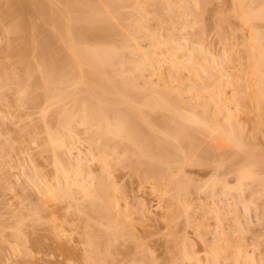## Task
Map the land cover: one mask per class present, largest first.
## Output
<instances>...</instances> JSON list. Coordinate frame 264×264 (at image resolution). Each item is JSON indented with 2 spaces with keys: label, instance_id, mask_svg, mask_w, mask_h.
<instances>
[{
  "label": "rangeland",
  "instance_id": "374dc122",
  "mask_svg": "<svg viewBox=\"0 0 264 264\" xmlns=\"http://www.w3.org/2000/svg\"><path fill=\"white\" fill-rule=\"evenodd\" d=\"M9 1L13 2V4L10 3L12 8L11 5L9 6ZM36 1L33 0V2ZM196 1L199 0H119L116 2L118 5L115 3V6L118 7L113 8L115 12L117 11L118 18L113 19L109 29L92 30L91 38L85 44L83 43V46L89 43L88 48L92 49L96 45L108 44L106 41L117 43L118 40L116 39H120L118 41L121 47L119 49L120 57L114 59L110 68L107 67V69L112 74L111 71L121 67L119 64L122 65L123 63L124 66L122 67L125 72L133 70V73H130L133 75L130 77L129 74V78H134V83L138 86L135 88H138V92L147 93L150 90H162V86H166L167 82V85L175 84L186 87L188 83L193 85V81L197 87L199 84L200 86L212 85L208 90L216 91L213 82L209 81L211 77L209 76L208 79L205 77V74L207 76L211 74L210 71L208 73L201 70L200 73L204 74H202L203 76L199 75L206 79L203 80L204 78H202L201 81H197L189 78L190 76L185 70L175 73V67L173 68L171 65L175 64L176 66L183 60L189 61L190 58L193 60L192 57L196 59L199 56L198 52L204 48L206 49V51L204 50L205 53L213 54L214 61L211 55L207 54L209 57L206 56L207 60L210 58V65L224 67V71L221 72L223 77L218 74L220 82L239 81L244 74L246 65L243 39L248 37L251 29L249 26L243 25L235 15L236 0H200L198 3ZM242 1V4L253 12L257 11L262 4L261 0ZM33 2L31 0L25 2L23 0H0V16L5 14L0 17V19L3 18L0 21L2 22L0 24V75H2L0 80L3 79L2 85H4L3 88H0V264H213V247L217 245V242L222 247L224 246V239L219 235L217 226H221L226 231L232 250L229 249L231 251H227L226 254L222 252L215 264H233V249L238 245H241L247 254L255 256L259 260L257 264H264V193L261 188V192L259 191L257 184L250 185L249 183H253L251 181L247 186L241 187L239 184L241 191L236 185L238 183H235L238 170L244 167L243 165H246L251 157H247L250 155L247 153L250 151L248 146L246 147L248 149L245 148L248 151L243 150L244 152H236L230 147L208 148L206 135L194 134L193 132L196 137L195 141L200 140V143L198 142V145L196 141L194 145L197 144L199 147L193 145L196 151L190 149L188 150L190 151L189 154H192L188 155L193 157L192 155L195 153L196 158H190V160L195 162L198 160L202 164H195L191 160L190 164L184 165V169L181 168L183 172L181 169L179 173L177 172L176 178H179L177 176L181 173L182 179L189 181V184L184 182V185H187L186 190L189 189V192L187 191L189 194L187 193L185 203L173 204L170 210L166 207L167 203H170L168 200L170 192H168L167 187L164 188L166 186L164 183L170 179L169 175L171 174L166 173L164 169H157L162 178L159 179V184H153L152 177H149L150 173L147 169V171L145 170V163H139L140 168L135 167L137 163L131 168L130 166L133 164L129 162L130 160H128L129 164L122 159L121 162L120 160L118 162V157L119 159L122 158L117 155L118 153L115 154L117 145L114 139L117 143L118 138H112L114 143L108 140L110 142L107 143L109 148L115 145L113 152L115 155L112 153L111 156L108 154L109 157H106L112 165V168L109 166L111 179L109 176L107 177L108 180L104 178L106 171H101L99 166L101 153L99 152V156L97 152L99 148L96 149L97 151L94 150L99 142L97 139L94 141V138L89 136L91 134L87 133L89 132L87 130H92V126L87 129L80 123L75 126L78 123L75 122L74 131L76 130V133L74 132L72 138L68 139L71 146V152L68 155L71 158L70 162H73L74 166L76 164L77 167L79 165L77 163L83 161L80 165L82 172L77 176L80 179L73 177L76 176L74 173L70 174L71 169L66 171V176H63L62 173L56 174V169L59 168L60 164H57V158L53 155V153H57L48 145L45 133L48 131V126L49 130L53 129L50 127L55 126L51 130L54 132L55 128L58 129L59 118L56 112L58 107L70 106L71 104L68 100V102L61 101L62 105L55 100L53 102L56 103H49L54 98L48 101L49 98L45 96L46 91L43 88H45L46 82H51L52 79L54 84L56 81L54 78L57 80L64 78V74L60 71L66 69L67 65L63 63L66 65L64 67L63 64L60 65L58 61H54L53 57L50 59L43 53L50 55L57 53L64 56L68 51L64 43L61 42L54 49L46 46L47 34L54 32L51 25L48 27L50 31L46 27L47 30L41 35L42 38L40 35L35 38V33L32 34L29 31L28 28L34 31L35 25L37 29H40L38 26H49L41 23L43 22L42 19H38L37 10L36 13L34 11L36 8H31L38 3ZM57 2L58 0L55 3ZM5 4L7 6L4 7ZM173 5L178 9H174ZM3 7H8L9 10ZM262 7L264 8V5ZM84 8L81 10L84 11ZM72 17L71 20L68 19L69 22L67 20V23L73 27H79L81 22L74 17L72 19ZM11 21H14V25L19 23L24 28L26 25L25 33L28 31L33 37L27 36V34L29 35L28 32L26 37L25 33H18V31L13 33L15 30L9 31L8 29H14L11 28L13 26ZM32 23L33 25H31ZM253 23L254 27L263 35L262 42L264 43V20L255 18ZM43 29L45 28L43 27ZM21 35L22 37H20ZM23 37L26 43L23 41ZM41 43L42 45L37 47V44ZM27 59L29 60L27 61ZM52 59L54 64H51ZM45 60H47L46 63L48 60L51 61L47 64L54 65V67L49 68H54V72L61 68L59 71L61 74L55 72L56 75L53 77L51 74L45 75L46 70H49L47 68L49 65L46 66L45 64L46 67L44 66ZM24 62H27V65ZM36 64H39L37 68L40 69L44 66L46 69L41 68L40 73L37 71L39 69L36 68ZM62 68L64 69L62 70ZM26 70L27 72H25ZM2 72L7 73L6 75L11 74L12 77V73L17 74L14 76L16 79L18 77L19 80L17 79V81L15 77L11 78L10 75L7 78L11 81H8L9 79L4 80L5 76ZM57 74L59 77H55L58 76ZM127 74V72H123V76H127ZM76 76L78 75L73 76L74 80L71 78L72 75L70 78L65 77L71 84L75 81ZM116 76L119 75H111L112 79L118 80L120 76ZM44 78H46L45 84L42 81ZM38 79L41 81L40 84H38ZM12 80L14 83L17 81L16 83H19L20 86L18 84L17 86H9V82L13 83ZM77 80H79L78 77ZM211 80L213 79L211 78ZM7 81L9 84L6 83ZM68 81L65 82L68 83ZM59 82L61 83L62 80ZM76 82H74L75 85L62 82L61 84H66V88L64 85L61 87L64 86V92L67 90L66 93H68V91H73L82 87V84L84 85L82 82ZM7 84L9 87H5ZM47 84L49 85V83ZM67 85H70V88L76 85L78 87L69 89ZM223 93L221 97L227 98L226 105L231 112H234V102L230 101L231 97L234 96L233 83L224 86ZM41 94L44 96L42 97ZM36 96H39L40 99L37 100ZM186 96H190L189 101L191 103L202 101L205 104L207 101L206 115L208 114V117L211 115L215 101L206 95L200 98L192 94ZM65 102L68 104L66 105ZM195 111L199 112L200 106H196ZM159 113L161 111L154 110V114ZM237 114V119L244 128L241 139L243 138L242 140H246V142H242L244 145L245 143L249 145L247 133H249L250 124L244 113L237 111ZM91 143L94 146L91 147ZM118 144L119 150L122 149V144L119 142ZM212 148L213 152L211 151ZM210 151L215 154L210 156ZM261 151L264 154V145L261 147ZM117 152H119L118 149ZM207 152H209V156ZM187 153L186 156H188ZM126 156L129 157V155ZM252 156L254 155L252 154ZM61 157L63 156L61 155ZM63 163H61V167L66 166ZM74 166L73 168H75ZM176 169L178 168H173L171 171H176ZM160 172L164 173L161 174ZM143 174H146L148 178L146 175L145 178ZM166 174H168L167 177ZM100 177L104 179L101 180ZM175 177L173 175V178ZM73 178L81 180V183L85 184L87 188L90 187L88 190L91 191H86L89 194L86 195L85 192L81 195L80 192L82 191L76 188L77 181ZM94 178H98L96 179L97 182ZM74 181L76 182L75 185L73 184ZM99 181L110 184H108L106 191H109L113 199V205L105 206V203L102 204V208L103 206L107 207L105 211L107 215L103 214L104 216L102 215L104 211L100 213L89 204L90 201L94 202L91 200L96 194L93 189H99L96 186ZM180 184L183 185V182ZM76 189L77 192H80L77 193ZM98 189L97 192H99ZM47 190L51 192L50 195ZM95 201L97 209L101 202ZM141 203L146 204L149 213L143 212ZM181 203H183L182 209L179 207ZM170 205L168 206L170 207ZM245 209L246 215L244 216ZM234 210L243 227L242 231L235 229ZM177 213L183 214L177 216ZM198 223L199 225H197ZM92 239L94 242L91 241ZM183 248L188 255L191 254L190 258L183 259ZM88 255L93 257L89 258ZM239 264L249 263L239 258Z\"/></svg>",
  "mask_w": 264,
  "mask_h": 264
},
{
  "label": "bare ground",
  "instance_id": "6f19581e",
  "mask_svg": "<svg viewBox=\"0 0 264 264\" xmlns=\"http://www.w3.org/2000/svg\"><path fill=\"white\" fill-rule=\"evenodd\" d=\"M23 1L25 2L26 0H23ZM31 1L33 2V0H31ZM52 1L51 0H37L36 2L38 4L36 2H33L37 5L31 7L34 9L36 8L34 11L36 13V10H37L36 14H38L37 15L38 19H42V21H43L41 23H44L46 25L48 24L49 26H45L43 24L44 25L43 27L45 29H43V27H40V26H38L40 29H37V27L35 25L36 28L35 27L33 28L34 31L30 30V28H28V29H29V31H31L32 34L35 33V35H34L35 38H38L39 35L42 38L41 35L51 25V28L54 29L53 30L54 32L47 34L46 46L54 49L57 47V44L61 42V43H64L68 52L64 56L58 55L57 53H53L51 55L49 53H43V54L48 56L50 59L53 57L54 61L55 60H56V62L58 61L60 65L63 63H65L67 65L66 69L62 68V70L64 69L63 71H60L61 68L59 69V71L64 74V78L61 79L63 83H67L65 81H68L67 77L70 78L71 75H72V77H71L72 80H74L73 76L78 75L75 78V81H77L76 83H80V82L84 83V85L81 83L82 87L79 88L76 85L74 87H76V88L78 87L77 89H75L73 91L71 90L70 92L68 91V93H66L67 90H66V92H64V86L66 84L65 85L61 84L62 82L61 83L59 82V81H61L60 78H58V80H57V78H54L56 81H58L57 83H59L60 85L59 84L57 85L56 81H54V84H53V82H52L53 79L51 80V82H46V78H44V80L41 79L42 81H44V84L46 82L45 86L43 85L45 87L43 89L46 91V94L44 92H42V93L45 94V96L47 98H49V99H47L48 101H51V98H54V99H52V102H49V103H51V104L56 103V102H53L54 100L57 101V103H59V102L61 103V101L64 102V100L65 101L68 100L71 104V105L69 104L70 106H64L61 103L60 105H62V106L58 107V110L56 111L58 113V118H59V122L57 123V124H59L58 129L55 128L56 130L54 132L51 130H53L55 126L50 127V128H53L51 130H49V126H48V131H47L48 135H47V132L45 131L46 132L45 134L47 136L48 145L51 147V149L55 153H57V154L53 153V155L57 158V164L61 165V163H63V162L66 164V166H65L63 163V165L65 167H63V166L61 167L59 165V168L56 169V171H57L56 174L62 173L63 176H66L65 173H67L68 172L67 170H70V169H71L70 170L71 172L69 171L70 174L74 173L76 175L73 177H77V176H79V174H81L82 171H81L80 165L82 164L83 161L78 162L77 164H79V165H77V167H76V164L74 166L73 162L72 163L70 162L71 158L68 157V155L71 152L70 151L71 146L69 145L70 143H68V139L70 140V138H72L73 133L76 131V130L74 131V127L77 124L79 125V123H80V125L86 126L87 129H89L88 128L89 126L90 127L92 126V130L91 131L87 130V131H89L87 133L91 134L89 136L93 137L94 141L98 140L97 142H99V144H97L98 146L95 144L97 147L95 146V149L94 148H92V149L96 150L99 148L98 151L97 150L96 151L98 153L99 152L101 153V156H100V153L99 154L97 153V154L100 156L99 157V166L101 168V171H106V173L104 172V174H106V176H104V178L107 179V177L108 176L110 177V175H111V172L109 170L110 169L109 166H111V168H112V165H110L111 162H109V159L107 160L106 157L108 156V154H109V156H111L110 154H112L114 152V147H115V145L114 146L112 145L111 146L112 148H109V144H107V143H110V142L114 143L112 140L114 138H118L117 143H116V139H114L115 144L117 145L115 147V150H116L115 154L118 153L117 155L122 157L120 159L118 157V159H117L118 162H119V160L121 162V159H122L123 161H126L128 163V160H130L129 162H131V164H133L130 166L131 168H133L132 166H134V164H136V163H137V165L135 167L138 166L137 168H140L138 165L139 163H145L146 168L145 167L144 168H145V170L146 169L148 170L150 175L148 172H146V174L148 173L149 177L150 178L152 177L151 179H153V184L154 183L159 184V182H160L159 179L162 178L161 177L162 175L159 174L157 169H159V168L164 169L166 171V173L171 174V175H169L170 179H167V181L165 183L163 182L164 185H166V186H164V188L167 187V189H169V191L167 189L166 190L168 192H170V195H168L169 196L168 200H170V203L168 201L167 202L171 205L169 207L168 206L169 204L167 203V206H166V207H168V210H170V208L173 206V204H175V205L180 204V202L185 203L186 196L189 194L188 193L189 189L186 190V187H187L186 184H189L188 183L189 181H187L184 178L182 179V177L180 176L181 173L179 174V176H177L181 179L176 178L175 176L179 173L181 168L184 169V167H185L184 165L190 164L191 160L193 158H196L195 153H194L196 151L195 150L196 148L194 149L193 145L196 143L197 140L195 141L196 137L193 135V132H194V134L202 133L203 135H206L205 136L206 140H207L206 146H208V148L209 147L210 148L211 147H214V148L215 147H217V148L218 147L219 148L220 147L221 148L222 147H230V148H233L236 152H242L243 150L248 149V148H246L248 146L249 150L252 152V154L254 156H252L250 151L246 150V151H248L247 153L250 154V155H247V157H249V156H251V157L249 158V161L247 162V164L246 165L244 164L243 165L244 167H242L240 170H238L237 177L235 176V179L237 180V181L235 180V183H238L236 185H237V187H239V191H241V187L243 185L247 186L248 183L251 181L253 183L252 184L249 183L250 185L257 184L259 189L261 188L262 192L264 193V154L261 151V147L264 145V45H263L264 43L262 42L263 41V35L254 27V23H253V19H255V18L264 20V8L262 7L264 5L263 4L264 0H261L263 5L260 2L261 6L257 9V11H254V12L251 10H248L242 4L243 3L242 0H236L237 2L235 5H237V8L235 11V15L240 19V21L242 22L243 25L249 26L251 29L248 37L243 39V45H244L245 54H246V65H245V70L243 72L244 74L242 75V78L239 81L233 80V82H231V81L220 82L219 81V75L222 76L221 72L224 71V69H223L224 67H221V66L217 67L216 65H215L216 66L215 67L214 64L210 65V63H211L209 61L210 58L207 60L206 56L211 55V57L213 58V61H214V57L212 56L213 54L205 53L204 50L206 51V49L200 47L202 49L200 52H198L199 56L196 59H194L192 57L193 60H190L191 58L189 59V61L183 60V62H181L180 64H178L176 66H175V64H172L171 67H173V68L175 67V70H174L175 73L180 71V70H182V71L185 70L187 72V74L190 76L189 78H192V79L197 80V81H201L202 78H204L203 80H205L206 79L205 77H207V79H208V77L210 76L213 80H211V78L209 77L210 78L209 81L213 82L214 88H216V91L208 90V88L211 87L212 85L200 86V84L197 83V84H199V86L197 87V85L195 86L194 81H193V85H192V83H191V85L188 83V85L192 86V87H189L188 85L186 87L185 86L181 87V85H175V84L174 85L173 84L167 85L168 84V82H167L166 86H162L163 87L162 90L159 89V91L158 90L151 91L149 89L150 92H147V93L138 92L137 91L138 88L137 89L135 88L138 86H136V84L134 83V81H135L134 78H132L133 80L131 78H129V74L133 73L132 72L133 70L129 69L131 72L126 71L128 73L127 76H123V72L126 73L122 67V66H124L123 63H122V65L119 64V66H121L122 69H121V67H119V68L116 67L117 68L116 70L111 71L112 74H110V71L107 69V67L110 68L111 62H113L114 59H117L120 57L119 49L121 47L119 45L120 43L118 42V41H120V39H116V40H118L117 43L116 42L111 43V41H109V42L106 41V43H108L106 45L104 43H103L104 45H102L101 43H100L101 45H96V46L93 45L95 47L92 49L88 48L89 43L86 44V46H83V43L85 44V42H87L91 38L92 30H99L100 31V30L109 29L110 25H112L113 19L118 18L119 15H117V11L115 12L113 10V8L118 7V6H115V3L119 0H117V1L116 0H58L57 3H55L56 0L53 3H52ZM199 1H196V2L198 3ZM18 2H21V1H18ZM6 3H7V1H6ZM10 3H11V1H9V6L11 4H13V2L11 4ZM2 5H1V7H2ZM5 6H7V4H5L4 7ZM12 7L13 6L11 5V8ZM83 7H85L84 11L81 10V8H83ZM6 8H8V7H6ZM6 8H4V9H6ZM165 9H168V8H165ZM174 9L177 10L178 8L175 7ZM8 10H9V8H8ZM166 11H168V10H166ZM3 12H1V13H3ZM32 12H33V10H32ZM73 12H75L76 14H74ZM7 13H9V12H7ZM171 13L172 12L170 11V14ZM173 13H174V10H173ZM12 14H13V12H12ZM3 15H5V14L3 13ZM72 15H74L73 17L75 19H77L78 21L81 22V25L79 27H73L67 23L68 19L71 20ZM2 16H0V17H2ZM8 17H10V16L8 15ZM8 17H6V18H8ZM73 17H72V19H74ZM1 19H3V18H1ZM1 19H0V21H1ZM36 20H37V18H36ZM2 21H4V20H2ZM68 22H69V20H68ZM1 23L2 22H0V24ZM11 25L14 26V27L11 26V28H14V29L13 30L8 29V30L12 31V32L15 30V32H13V33H17L16 31H18V33L19 32L25 33V29L27 28L26 25H25V28L21 27L19 23L18 24L16 23L14 25V21H11ZM31 25H33V23ZM31 25H29V26H31ZM46 27H47V29H46ZM31 28H32V26H31ZM27 32L28 31H26V33ZM26 33L24 34L25 36H26ZM30 35H31L30 33H29V35L27 34V36H30ZM20 37H22V35ZM31 37H33V36L31 35ZM28 38H30V37H28ZM28 38H27V41H28ZM23 39H24V37H23ZM23 41L26 43L25 39ZM24 42H22V43L24 44ZM35 42H37V41H35ZM42 43L37 44V47H38V45H42ZM24 45H26V44H24ZM20 46H22V45H20ZM40 55H42V54H40ZM27 56H28V54H27ZM27 56H26V58L29 57V56L28 57ZM194 56L196 57L195 54H194ZM30 57H32V55ZM48 57H47V59H48ZM53 59H52V61H53ZM28 60L29 59H27V61ZM46 61L47 60H45L44 66H45V64H46V66L49 65L47 67L48 69L51 67H54V65L50 66V64H47L51 61L48 60L47 63H46ZM54 61L51 64H54ZM30 62H31V58H30ZM30 62H28V63H30ZM56 62H55V64H56ZM24 63L27 65V62H24ZM40 63H41V61H40ZM66 65L63 64L64 67ZM145 65H147V64H145ZM37 66H39V64H36V68H37ZM40 66H42V65H40ZM44 66L40 67V69L46 67V66L45 67ZM36 68H34V69H36ZM25 69H26V67H25ZM37 69H39V67ZM40 69L37 71L40 72ZM201 70H202V72H208V73L211 72V74L210 75L208 74V76L205 74V77L201 78V76L199 75V74H201L200 73ZM59 71H55V72L60 73ZM25 72H27V70ZM46 72L47 73L45 75H47V76L50 74L52 75L51 77L56 75V73L54 72V68L46 70ZM29 73H30V71L28 72V74ZM43 73H45V72H43ZM3 74L5 76L4 80L9 79V78H7L8 75H10L11 78H14L17 75V74L15 75L14 73H12L13 74V77H12L11 74H8V75H6L7 73H3ZM28 74H27V76H29ZM113 74H116V75L118 74L120 77L119 76H116V77H119V79L118 80L112 79L111 75H113ZM202 74H204V73H202ZM132 75L133 74H130V77H132ZM0 76H2V75H0ZM39 76H41V75H39ZM65 76H67V77H65ZM55 77H59V75L55 76ZM60 77H62V76H60ZM77 77L79 80H77ZM5 78H7V79H5ZM21 78H22V76H21ZM40 78H42V76ZM65 78H66V80L63 81V79H65ZM15 79H16V77H15ZM17 79H18V77H17ZM2 81H3V79H2ZM2 81L0 82V88H3V86H4V85H2ZM8 81H11V79H9ZM8 81L6 83H8ZM49 81H50V78H49ZM74 82H72L71 84H74ZM9 83H8L9 86L10 85H16L17 86V84L19 85V83L15 84L14 81H13V83H11V82H9ZM40 83H41V81L39 80L38 84H40ZM47 83H49V85ZM68 83H69V81H68ZM229 83H233V85H234V96H232L230 99V101L234 102V105H235L234 112H231L230 108L226 105V102L228 101L227 98L221 97V96H223L221 94H224L223 93L224 86H226ZM8 84H7V86L5 85V87H9ZM61 85H64V86L61 87ZM70 85L69 86L67 85L69 87V89L74 88V87L70 88ZM26 86H28V85H26ZM65 88H66V86H65ZM133 90H135V91H133ZM25 92H26V90H25ZM79 93H80V95H78ZM185 94L186 95L192 94V95L196 96L197 98H200L201 96L206 95L209 99H212L213 101H215V105L212 109L211 115H209V117H208V114L206 115V111H207L206 102L207 101L205 102V104L202 101L191 103L189 101L190 96L187 97ZM43 96L44 95H42V97ZM35 98H38L37 100L40 99L39 96H36ZM67 104L68 103H66V105ZM196 106H200L199 112L195 111ZM154 110L157 112L161 111V113L154 114ZM237 111H241L242 113H244L246 119L248 120V122L250 124L249 125L250 129L248 131L249 133H247L248 137L246 136L248 138V139L247 138L246 139H247V142L249 143V145L248 144L246 145V143L244 145V143L242 142V141L246 142V140H242L243 138L241 139L242 133H244L243 132L244 128H242V125L240 124L239 119H237L238 118ZM205 115H206V117H205ZM75 122H78V123H76L74 126ZM89 122L93 123V124L91 125ZM87 123H88V125H87ZM159 134H160V136H159ZM95 139H97V140H95ZM90 140H92V139H90ZM118 142L120 144H122L121 145L122 149H120V150L118 148V147H120V146H118L119 145ZM198 142L200 143V140L197 141V144H198ZM47 143H45V144H47ZM197 144L194 146L199 147V146H197ZM90 146L92 147V146H94V144L91 143ZM100 148H101V150H100ZM116 148L118 149L119 152H117ZM206 148L207 147H205V149ZM190 149L191 150L193 149V151H194V152L191 151L194 153L192 155L193 157L189 156L190 154H192V153L189 154L190 151H188V150H190ZM212 150H213V148L211 149V151ZM203 151H204V148H203ZM212 152H211V154H209L210 156L215 154ZM186 153H187V155L188 154L189 155L186 156ZM208 153L209 152H207V155H208ZM58 154H59V156H57ZM115 154L113 153L112 155H115ZM61 155L63 157H61ZM126 155H129V157ZM178 155L180 156L179 158L177 157ZM123 156H125V157H123ZM252 157H253V159H251ZM190 158H192V159L190 160ZM211 158H213V157H211ZM142 159H144V160H142ZM188 161H189V163H188ZM193 161L194 160H192V162ZM127 163H126V165L128 166L129 163L128 164ZM193 163L196 164V163H201V162L197 160L196 162L194 161ZM54 165H55V162H54ZM140 165L142 166L143 164H140ZM73 166L75 168H73ZM57 167H58V165H57ZM254 167H256V168H254ZM173 168L174 169L178 168V169H176V171L173 170L174 171L173 172V171H171ZM164 170H162V171H164ZM153 171H155V172L153 173ZM181 171H182V169H181ZM163 173H161V174H163ZM145 175L143 174V176H145ZM167 175L168 174H166V177H167ZM173 175L175 178H173ZM146 176H145V178H146ZM69 178H67V179H69ZM147 178H148V176H147ZM73 179L76 180L75 178H73ZM78 179H80V178H78ZM94 179L97 182L96 179H98V178H94ZM100 179H101V177H100ZM103 179H101V180H103ZM109 179H111V177ZM165 180H166V178H165ZM76 181H77L76 188L77 189L79 188L80 191H82V192L78 191V192H80V194L81 193L84 194L86 191L87 192L91 191V190H88V188L90 189V187L87 188L85 186V184L81 183V180L80 181L76 180ZM95 181H94V183H95ZM245 181H248V182H245ZM180 182H183V185L180 184ZM184 182L186 183L185 185H184ZM242 182L247 183V184H243ZM71 183H72V181H71ZM75 183L76 182L74 181L73 184L75 185ZM105 184H106L105 182L103 183L102 181L101 182L99 181L96 184V186H98L100 189L99 190L97 188L99 192H97L96 191L97 189L95 190V188H94L93 190H94V193H96V194H94L93 198L90 197L91 200H94V202H96L95 200L100 201L101 202L100 206L97 207V209H96L95 203L93 201H90V203H89L93 209L95 207L96 211L98 210V212H100V213H102L104 211L102 213V215L103 214L107 215L105 213V211L107 209V207L105 208L106 205L107 206L113 205L112 204L113 199L110 196L111 194L109 193L108 190L106 191L107 186H109L110 184L109 183H108L109 185L108 184L105 185ZM220 184L222 185L221 182H220ZM239 184H241V187ZM74 185H72V186H74ZM223 186H225V185H223ZM227 187H228V185H227ZM77 189H76V192H77ZM261 189L259 190L260 192H261ZM47 191H48L47 193L50 195L51 192L49 190H47ZM181 191H183V192L181 193ZM221 191H222V188H221ZM87 192L85 193L86 195L89 194ZM212 192H213V190L211 191V194H212ZM48 194H46V195H48ZM98 194H100V195H98ZM96 195L101 197V198L97 197ZM103 203H105L104 204L105 206H103V208H102ZM183 203H181V205H179V207H181L180 209H182ZM114 204H116V203L114 202ZM179 207L178 208L176 207V208L179 209ZM245 207H246V205H245ZM141 208H142L143 212H145V211L148 212V207L146 206L145 203H141ZM178 211L181 212V210H178ZM171 214H172V212H171ZM182 214L177 213V216H180ZM234 214H235V210H234ZM243 214H244V216L246 215V209L244 210ZM237 216L238 215L236 213L235 214V223H234L235 229L237 231H242L243 227H242L241 223L239 222ZM174 219H175V217H174ZM197 225H199V223ZM217 228H219L218 229L219 235L222 236V238L224 239V246L222 247V245L219 242H217L216 243L217 245H215L213 247V249H212V261H214V262L211 261L213 264L217 263L216 261L219 258L218 256L220 254H222V252H223V254L224 253L226 254L232 250L231 246H230L231 243L229 241V238L227 237L226 231L221 226H217ZM91 241L94 242L93 239ZM185 248H183V259H188L191 257L190 256L191 254L188 255V253H186V251H185ZM229 249H231V250L229 251ZM233 250H234L233 251L234 261L232 262L233 264H239V258L243 259V261H245L249 264H257V262L259 261L252 254H247L246 251L243 250L241 245H238ZM88 256L90 258L92 255H88Z\"/></svg>",
  "mask_w": 264,
  "mask_h": 264
}]
</instances>
